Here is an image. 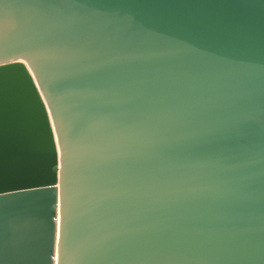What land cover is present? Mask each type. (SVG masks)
Returning a JSON list of instances; mask_svg holds the SVG:
<instances>
[{"label": "water", "instance_id": "obj_1", "mask_svg": "<svg viewBox=\"0 0 264 264\" xmlns=\"http://www.w3.org/2000/svg\"><path fill=\"white\" fill-rule=\"evenodd\" d=\"M0 264H264V0H0Z\"/></svg>", "mask_w": 264, "mask_h": 264}, {"label": "bare ground", "instance_id": "obj_2", "mask_svg": "<svg viewBox=\"0 0 264 264\" xmlns=\"http://www.w3.org/2000/svg\"><path fill=\"white\" fill-rule=\"evenodd\" d=\"M55 261L57 262V259H55Z\"/></svg>", "mask_w": 264, "mask_h": 264}]
</instances>
